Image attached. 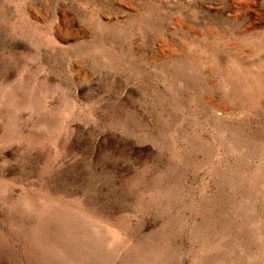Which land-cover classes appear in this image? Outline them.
<instances>
[{
    "label": "rangeland",
    "instance_id": "374dc122",
    "mask_svg": "<svg viewBox=\"0 0 264 264\" xmlns=\"http://www.w3.org/2000/svg\"><path fill=\"white\" fill-rule=\"evenodd\" d=\"M0 264H264V0H0Z\"/></svg>",
    "mask_w": 264,
    "mask_h": 264
}]
</instances>
